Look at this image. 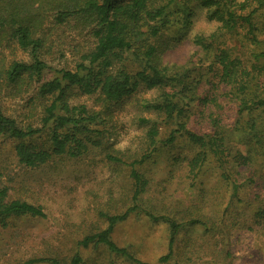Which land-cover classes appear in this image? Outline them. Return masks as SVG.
Wrapping results in <instances>:
<instances>
[{"label": "rangeland", "instance_id": "1", "mask_svg": "<svg viewBox=\"0 0 264 264\" xmlns=\"http://www.w3.org/2000/svg\"><path fill=\"white\" fill-rule=\"evenodd\" d=\"M227 2L238 6L237 13L243 15L258 9L252 17L257 43L244 22L226 28L220 17L228 7L217 10V5H206V0H165V20L137 28L133 35L139 48L126 52L113 67L114 72L141 71L146 63L142 53L150 44L158 49L159 67L169 76L178 74L187 90L182 92L176 85L148 88L142 83L118 103L105 102L99 92L86 94L78 87L69 92L71 107L85 105L100 113L101 121L91 127L106 135L93 134L94 140L83 155H59L29 167L19 162L18 141L0 137V186L8 188V200L41 206L45 213L11 216L0 226V264H23L38 257L74 264L76 255L81 258L79 264H264V146L257 145L251 170L255 180L248 179L250 169L231 161L238 149L254 150L251 141L255 134L264 138V108L240 109V94L221 81L222 67L217 59L218 54H224L245 68L253 62V53L264 52V6L259 8L257 0ZM156 26L158 34L151 35V27ZM77 34L60 25L53 29L48 41L52 50L45 52L51 68L44 73V80L60 76L61 68L76 67L90 40ZM135 49L141 57L134 54ZM14 60L30 62L31 52L5 40L0 46V82L4 69ZM261 61L264 65V59ZM38 86L32 81L31 88L20 93L6 88L0 91V106L20 126L42 125L47 102L38 98ZM247 87L248 99L263 97L264 71L251 75ZM165 91L180 93L178 102L186 109L183 116L165 119L160 112L144 107L145 101L155 100ZM141 117L157 122L160 130L151 154L149 124L141 123ZM180 122L200 134L212 136L216 129L217 135L225 138L228 165L222 166L210 154L194 175L189 164L200 148L186 134H178L171 144L165 141ZM50 129L31 143L49 148ZM108 153L128 163L111 161ZM145 153L150 157L134 167L147 185L134 201L136 186L130 163ZM230 177L239 178L237 197L232 194ZM135 205L110 235L135 260L113 253L104 244L80 243L86 235L107 228L105 213L123 214ZM150 214L169 219L156 220ZM168 220L181 224L172 249ZM166 255L169 259H161Z\"/></svg>", "mask_w": 264, "mask_h": 264}, {"label": "trees", "instance_id": "2", "mask_svg": "<svg viewBox=\"0 0 264 264\" xmlns=\"http://www.w3.org/2000/svg\"><path fill=\"white\" fill-rule=\"evenodd\" d=\"M163 1L165 0H0V46L5 40H12L18 43L19 47L29 50L32 55V61L14 60L4 69L0 91L6 88L11 93H20L24 89L31 88L32 81H36L39 83L38 98L47 102L44 107L42 125L37 127L20 126L17 120L5 114L0 106V137L8 136L18 141L15 149L20 163L29 167H37L59 155L79 157L87 152L90 143L94 140L93 134L106 138L105 131L91 127L92 124L101 121L100 113L88 110L85 105L70 106L69 92L71 93L74 87H78L86 94L99 92L104 101L110 103H118L124 97L130 96L142 83L148 88L174 87L176 85L175 87H180L182 92L188 89L178 74L169 76L159 67L158 49L155 46H149L150 44L147 50L142 53L146 63L141 71L135 74L124 69L113 71L115 64L124 59L126 52L133 48H139L137 47L139 43L133 35L137 28L143 24L149 25L151 21L165 20L167 8L166 5H163ZM257 1L259 8L264 6V0ZM207 4L217 5V10L222 9L223 6L228 7L225 16L220 17L226 28L234 29L240 22H244L253 42L257 43L253 34L255 24L252 19L257 8L247 15H243L237 13L238 6H229L227 0H206ZM242 4L244 6V3L239 4L241 9H243L240 6ZM57 25L73 29L78 33V36L89 38V46L81 54L80 61L77 62L74 69L61 68L58 70L60 76L44 80V73L51 68L45 58V52L52 50L53 44L49 45L48 41ZM151 28H153L151 35L158 34L160 29L158 26ZM134 54L139 56L137 49L134 50ZM217 59L222 67L221 81L229 83V86L240 94V109L264 108V96L254 99L246 97L250 76L264 71V65L261 64L264 52L253 53V62L245 68L224 54H218ZM179 96L180 93L177 91H165L157 99L145 101L144 107L160 112L165 116V119L179 118L186 113L185 105L180 106L178 102ZM209 100L213 101V99L206 101ZM140 122L149 124L147 136L152 149L148 153L151 154L154 151V144L158 142L157 137L160 132L158 123H152L145 117H141ZM216 125L215 123L214 127H217ZM47 128H51L49 148H41L31 143L34 137L41 135ZM178 134H186L189 141L200 148L189 164L194 175L199 173L200 167L207 161L210 154L217 158L222 166H226L230 162L225 151L228 148L225 138H220L216 129L212 136L200 134L188 129L184 123L180 122L165 140L166 143H173ZM257 145L264 146V138L255 134L251 141L254 150L244 152L238 149L235 152V160H231L238 167L250 169V176H248L250 180H255V173L251 170L256 164ZM145 155L146 153L130 163L133 165L132 176L136 186L133 194L134 201L139 200L147 185L143 176L134 167L145 157H150V155ZM107 157L111 161L128 163L123 158L111 153H108ZM1 175L0 172V177ZM230 179L232 194L237 197L240 187L239 178L230 177ZM136 207L137 205L129 208L123 214L105 213L104 216L108 221L107 228L86 235L80 243L83 245L104 244L113 253L135 260L129 250L119 247L110 235L115 225L126 219ZM261 212L264 214V211ZM21 215L44 216L45 213L41 206L20 199L8 200V188L0 186V226H5L9 217ZM150 215L156 220L169 219L165 216ZM168 222H170L171 228L170 249H172L181 224L172 220H168ZM171 254L172 251L169 255ZM169 255L161 259L167 260ZM80 261L81 258L78 255L74 256L72 260L74 264H79ZM41 262L60 264L56 257L33 258L23 264Z\"/></svg>", "mask_w": 264, "mask_h": 264}]
</instances>
